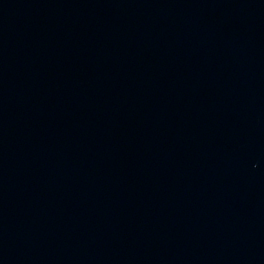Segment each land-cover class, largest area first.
Instances as JSON below:
<instances>
[{"label":"water","instance_id":"obj_1","mask_svg":"<svg viewBox=\"0 0 264 264\" xmlns=\"http://www.w3.org/2000/svg\"><path fill=\"white\" fill-rule=\"evenodd\" d=\"M0 264H264V0H0Z\"/></svg>","mask_w":264,"mask_h":264}]
</instances>
